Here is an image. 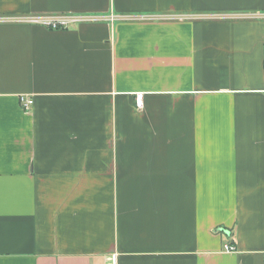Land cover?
Returning <instances> with one entry per match:
<instances>
[{
	"label": "crops",
	"instance_id": "1",
	"mask_svg": "<svg viewBox=\"0 0 264 264\" xmlns=\"http://www.w3.org/2000/svg\"><path fill=\"white\" fill-rule=\"evenodd\" d=\"M113 260L264 264V0H0V264Z\"/></svg>",
	"mask_w": 264,
	"mask_h": 264
},
{
	"label": "built area",
	"instance_id": "2",
	"mask_svg": "<svg viewBox=\"0 0 264 264\" xmlns=\"http://www.w3.org/2000/svg\"><path fill=\"white\" fill-rule=\"evenodd\" d=\"M99 20L98 16H89V15H74V14H56V15H33V16H25V17H17L15 21L20 22H28L33 24H40L52 29H66L74 24H78L81 22L87 21H95ZM143 97L144 93L140 92L137 94V105L139 107L143 106ZM21 105L24 110L29 111L33 105L32 97L28 95L20 96ZM227 251H233L235 248L233 246H226ZM111 264H115V261Z\"/></svg>",
	"mask_w": 264,
	"mask_h": 264
}]
</instances>
